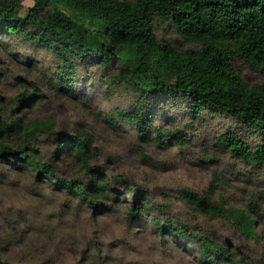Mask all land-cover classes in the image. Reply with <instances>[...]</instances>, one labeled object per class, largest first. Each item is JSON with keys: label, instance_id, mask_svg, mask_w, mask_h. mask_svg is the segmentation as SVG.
Segmentation results:
<instances>
[{"label": "clouds", "instance_id": "clouds-1", "mask_svg": "<svg viewBox=\"0 0 264 264\" xmlns=\"http://www.w3.org/2000/svg\"><path fill=\"white\" fill-rule=\"evenodd\" d=\"M12 7L14 18L0 20V122L30 127L39 103L56 124L0 140L8 149L0 150V264H223L221 249L236 254L241 245L249 264H264V242L240 240L227 219L204 210L225 200L243 207L264 190V170L218 148L219 136L241 122L194 103L177 78L139 84L115 47H81L76 33L64 40L52 21H77L56 0ZM21 80L32 104L17 102ZM64 135L74 141L67 150ZM79 145L91 157L86 166L56 164ZM53 157V175L37 171ZM77 184L86 195L69 191ZM96 193L104 196L90 201Z\"/></svg>", "mask_w": 264, "mask_h": 264}, {"label": "trees", "instance_id": "trees-1", "mask_svg": "<svg viewBox=\"0 0 264 264\" xmlns=\"http://www.w3.org/2000/svg\"><path fill=\"white\" fill-rule=\"evenodd\" d=\"M13 2L0 0V20L14 18ZM56 3L63 5L64 11L77 21L72 23L64 17L52 21L61 38L72 40V34L76 33L81 47L86 44L104 50L115 47L123 56L126 74L139 84L159 86L165 77L177 78L179 88L193 93L194 103L206 106L214 114L231 116L253 135H259L260 142L250 146L235 132L226 131L217 143L248 165H264V81L249 83L235 66L240 59L249 66L264 69V0H252L243 7L237 6L235 0H56ZM159 22L197 47L179 49L160 38L156 33ZM31 93L20 92L18 103L21 100V106L32 103L31 99H24ZM30 124L22 128L16 119L0 122V140L22 134L35 136L50 130L56 121L36 119ZM61 139L66 150L72 147L71 136L64 135ZM0 150L8 149L0 144ZM34 158L39 159V154ZM89 159L87 150L79 145L72 156L56 160V164L74 169L86 166ZM53 160L55 157L37 165V171L43 168L47 176L53 175L57 171ZM98 186L104 188L105 182L98 181ZM69 191L86 195L80 184ZM103 196L104 193H96L88 199L95 202L94 197ZM193 203L202 207L198 200ZM204 210L227 219L248 239L262 242L250 210L226 206L224 201ZM232 247L221 249L223 264H249V257L241 247L235 248V253L242 257L239 260Z\"/></svg>", "mask_w": 264, "mask_h": 264}, {"label": "rangeland", "instance_id": "rangeland-1", "mask_svg": "<svg viewBox=\"0 0 264 264\" xmlns=\"http://www.w3.org/2000/svg\"><path fill=\"white\" fill-rule=\"evenodd\" d=\"M156 33L158 34V36L160 38H164V39L170 41L173 45H175L179 49H184V48L189 47V46L197 47L196 44L188 43L185 40H183V38L180 35H178L175 31L170 29L169 26H167L166 24H163L161 22H159L158 25L156 26ZM42 55H46V53H42ZM235 66H236L237 70L241 73L242 77L246 81H248L249 83H260V82L264 81V69H259V68H256V67L249 66L243 60H240V59H237L235 61ZM5 71H9L10 72L11 70L10 69H5ZM0 86H3L2 80H0ZM18 87L23 89V91H27V93L32 92L31 86L26 81L21 80L19 82V84H18ZM36 93H39V95H40V92L37 91ZM32 103H29V104H32ZM29 104H27V105H29ZM14 111H18V110H14ZM49 118H52V119H54L56 121V117L52 116L47 110H45L43 107H41L39 105V103H37L36 105H33L32 109L29 112L30 121H33V120H36V119L45 120V119H49ZM228 131L235 132L244 141H246L245 138L248 135L256 136V137L259 138V140H261V137L259 135H253L243 125H242L241 129H237L235 131H233L232 129H229ZM241 131H243V135L239 134ZM248 144L250 146H255L257 143H248ZM218 148L221 151H228L226 148H222L219 144H218ZM250 166H251V168L253 170H256V171L264 170V165H261V166H252V165H250ZM217 181L219 183H225L219 177H217ZM261 187L264 188V182H261ZM257 200L258 201H264V190L260 191L257 194L256 200H253V201L249 202L246 206H243V207L239 206V202L233 203L231 201L225 200L224 203H226V206L235 205V206L246 208V209L250 210L251 214L256 219L255 227L258 230L259 238L261 239L262 242H264V223H261V221H264V213L261 212L260 204L256 202ZM229 223L239 233V239L240 240L253 241L252 239H248L247 237H245L243 235V233H241V231L238 228H236V226L233 223H231L230 221H229ZM256 244H260V243H256ZM240 247H241V250H242L244 245H241Z\"/></svg>", "mask_w": 264, "mask_h": 264}]
</instances>
